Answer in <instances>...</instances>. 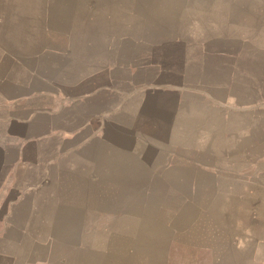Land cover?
I'll return each instance as SVG.
<instances>
[{
  "label": "rangeland",
  "instance_id": "rangeland-1",
  "mask_svg": "<svg viewBox=\"0 0 264 264\" xmlns=\"http://www.w3.org/2000/svg\"><path fill=\"white\" fill-rule=\"evenodd\" d=\"M76 11L72 27L88 34L77 144L53 178L63 206L88 190L84 221L142 222L144 244L157 237L166 255L158 264H251L248 244L264 240V0H83ZM62 125L74 130V117ZM24 171L10 168L12 186Z\"/></svg>",
  "mask_w": 264,
  "mask_h": 264
},
{
  "label": "crops",
  "instance_id": "crops-1",
  "mask_svg": "<svg viewBox=\"0 0 264 264\" xmlns=\"http://www.w3.org/2000/svg\"><path fill=\"white\" fill-rule=\"evenodd\" d=\"M82 1L0 0V264L165 262L157 237L144 244L142 222L127 226L119 220L112 227L108 219L100 228L83 218L91 210V191L69 209L53 186L55 168L64 165L59 152L72 151L78 138L79 39L88 33L72 23ZM57 37L70 44L58 46ZM91 84L83 95L94 91ZM62 97L66 104L57 107L55 99ZM73 117L74 130L64 129L63 120L72 125ZM16 165L25 176L12 186L9 170ZM111 175L103 179L109 182ZM111 230L118 232V257L111 251ZM127 231L134 238L128 240ZM248 245L254 246L251 264H264V240Z\"/></svg>",
  "mask_w": 264,
  "mask_h": 264
}]
</instances>
